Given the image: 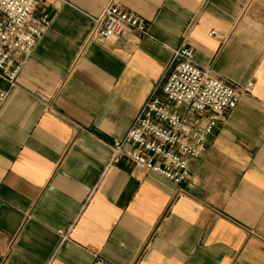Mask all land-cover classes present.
<instances>
[{
	"label": "crops",
	"instance_id": "1",
	"mask_svg": "<svg viewBox=\"0 0 264 264\" xmlns=\"http://www.w3.org/2000/svg\"><path fill=\"white\" fill-rule=\"evenodd\" d=\"M115 1L147 35L90 39L111 0H40L49 26L0 80V264H264V0ZM182 46L251 94L185 182L110 163Z\"/></svg>",
	"mask_w": 264,
	"mask_h": 264
},
{
	"label": "built area",
	"instance_id": "2",
	"mask_svg": "<svg viewBox=\"0 0 264 264\" xmlns=\"http://www.w3.org/2000/svg\"><path fill=\"white\" fill-rule=\"evenodd\" d=\"M39 2L0 0V80L8 87L15 85L24 58L51 21L45 7L33 15ZM130 33L147 35L146 23L139 14L111 0L94 20L89 38L114 40ZM210 34L216 32L211 30ZM252 85L238 84L217 75L210 66L197 65L190 48L174 50L126 134L111 143L110 163L125 156L137 167L174 183L187 181L189 160L203 155L208 138L226 112L237 105L241 96L251 94ZM6 96L7 89L0 87V106Z\"/></svg>",
	"mask_w": 264,
	"mask_h": 264
}]
</instances>
